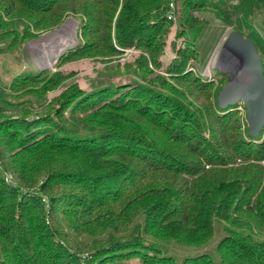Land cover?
<instances>
[{"label": "trees", "instance_id": "16d2710c", "mask_svg": "<svg viewBox=\"0 0 264 264\" xmlns=\"http://www.w3.org/2000/svg\"><path fill=\"white\" fill-rule=\"evenodd\" d=\"M195 12L264 75V0H0L1 52L77 21L56 70L0 88V264H264V126L196 71Z\"/></svg>", "mask_w": 264, "mask_h": 264}, {"label": "rangeland", "instance_id": "374dc122", "mask_svg": "<svg viewBox=\"0 0 264 264\" xmlns=\"http://www.w3.org/2000/svg\"><path fill=\"white\" fill-rule=\"evenodd\" d=\"M229 3L234 4L236 0H229ZM194 15L200 20L201 25L198 27L197 45L200 50V61L196 65V71L199 72L200 76L206 79L214 78L216 80H221L222 75H226L227 77L232 73L227 70V66L235 67L237 65V61L234 59L229 48L225 46L226 38L232 30H235L233 26L225 25L221 23L211 12H195ZM177 14L174 15V22L176 21ZM255 22H258L261 18V15L257 12ZM73 21V22H72ZM69 24L68 33L74 36L75 43L66 47L62 51L51 55L47 60L44 57L42 58V47L40 44H36L35 41L43 36L58 30L65 23ZM76 28L77 21L76 19L70 15L65 18L63 23L48 32L42 33L39 36L29 39L25 42L19 44L13 51H0V88L7 85L13 76L20 74L24 71L30 70L33 72L39 71L44 68H50L51 71L56 70L55 64L57 62L58 57L70 47H73L77 43L76 39ZM4 46V42L0 41V48ZM132 50H125L123 55L118 59H113L109 62V64L118 63L120 60L126 58ZM168 54L171 55L170 52ZM40 61V62H39ZM49 62V64H47ZM45 64V65H44ZM233 64V65H232ZM100 65V64H99ZM98 65V66H99ZM103 64L100 66L99 71H106L105 68H102ZM89 68H84L79 74L88 73ZM237 70V68H236ZM103 74L97 75V79H101L102 81L106 80V77ZM129 75L120 76L121 79H127ZM131 76V75H130ZM133 76V75H132ZM223 80V79H222ZM240 104V103H239ZM238 109L243 112L242 107H238ZM13 179V177H12ZM170 250L181 257L188 253H193L196 250L191 247H180V246H170ZM116 264H141L137 258H130L125 260L124 262L116 263Z\"/></svg>", "mask_w": 264, "mask_h": 264}, {"label": "water", "instance_id": "95a60500", "mask_svg": "<svg viewBox=\"0 0 264 264\" xmlns=\"http://www.w3.org/2000/svg\"><path fill=\"white\" fill-rule=\"evenodd\" d=\"M225 46L237 61V71L230 74L217 92L219 107L242 103L246 112L248 133L256 136L264 126V75L262 60L252 42L232 30Z\"/></svg>", "mask_w": 264, "mask_h": 264}, {"label": "bare ground", "instance_id": "6f19581e", "mask_svg": "<svg viewBox=\"0 0 264 264\" xmlns=\"http://www.w3.org/2000/svg\"><path fill=\"white\" fill-rule=\"evenodd\" d=\"M68 30H69V24L67 22L58 30H55L35 41L36 44H40L42 47V58L44 57L45 59L48 60L51 55H54L62 51L66 47L75 43L74 36L70 35L68 33ZM47 64H49V62ZM236 68L237 65L234 68L231 66L226 67L227 70L232 72L230 73L232 75L236 73L237 71Z\"/></svg>", "mask_w": 264, "mask_h": 264}, {"label": "built area", "instance_id": "2783aa9c", "mask_svg": "<svg viewBox=\"0 0 264 264\" xmlns=\"http://www.w3.org/2000/svg\"><path fill=\"white\" fill-rule=\"evenodd\" d=\"M0 171L2 172V175H3L4 181H5L7 184H9V185L14 186L15 183H14V180L12 179L11 174H9V173H7V172H4V171H2L1 169H0Z\"/></svg>", "mask_w": 264, "mask_h": 264}]
</instances>
